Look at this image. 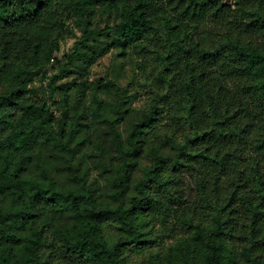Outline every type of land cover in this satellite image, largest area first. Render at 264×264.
Instances as JSON below:
<instances>
[{
    "label": "trees",
    "instance_id": "1",
    "mask_svg": "<svg viewBox=\"0 0 264 264\" xmlns=\"http://www.w3.org/2000/svg\"><path fill=\"white\" fill-rule=\"evenodd\" d=\"M254 2L235 0L233 8L227 0H0V83L12 79L19 86L0 95V194L17 179V171H9L12 156L40 172L23 208L0 207V248L14 240L11 223L25 230L21 247L0 264H125L128 256L135 264L167 255L171 241L204 234L210 263H218L222 244L228 264H264V16L240 11ZM94 11L120 14L117 40L141 58L136 81L145 97L120 131L131 85L124 90L107 85L118 100L104 136L120 165L111 202L99 209L97 188L72 165L76 151L54 130L50 105L24 96L53 63L58 73L47 84L51 100L75 57L95 61L88 38L107 36L110 28L84 30L66 62L58 59L70 24L88 20ZM204 37L221 42L204 50ZM217 65L230 70L213 82L214 73L204 69ZM209 84L218 88L226 109L210 124L195 101L184 103ZM103 108L97 101L94 111ZM169 111L178 114L165 123ZM145 140L171 146L176 155L156 158L131 193ZM96 145L102 155L98 140ZM52 156L71 169L69 185L48 177ZM97 166L102 174L114 169L101 159ZM184 172H194L196 181L190 203L181 188ZM41 210L49 213L43 220ZM69 219L81 229L63 230Z\"/></svg>",
    "mask_w": 264,
    "mask_h": 264
},
{
    "label": "rangeland",
    "instance_id": "2",
    "mask_svg": "<svg viewBox=\"0 0 264 264\" xmlns=\"http://www.w3.org/2000/svg\"><path fill=\"white\" fill-rule=\"evenodd\" d=\"M234 1L229 0L227 3L235 8ZM120 21V14L94 11L88 20L84 18V20L71 23L61 44L59 61L65 63L67 57L71 56L84 30L99 32L110 28L107 36L89 37L88 50L87 47L81 48H85L87 51H90L89 47L95 49V61L89 64L83 58L75 57L72 72L56 82L57 91L52 100L47 84L50 78L58 73L57 63L46 67L35 82L29 86V92L24 94L27 99L50 105L55 118L54 130L58 131L63 141H68L71 148L76 151V158L72 165L80 174L87 176L88 184H93L97 188L98 209L110 204L112 184L119 174L120 165L109 150L104 136L108 123L114 119L112 107L118 100L115 91L108 88L107 85H114L122 90L131 85V92L124 98L126 104L123 111V122L118 124L120 131H123L126 125L134 120L131 113L132 108L145 102L144 94L136 81L141 58L134 51L135 48L120 46L116 33V27ZM106 49L108 50L105 53ZM18 89L19 86L12 79L0 83L1 96ZM97 101L104 105L99 114L94 111ZM73 124L76 125V129L71 130ZM97 140L104 149L102 155L98 151ZM139 148L141 154L130 183L131 193H133L136 182L143 177L144 172L154 166L156 158L176 155L173 147L162 146L153 140L143 141L139 144ZM11 159L9 171L16 170L17 172L13 175H17V179L13 181L10 189H6L0 194V207L20 209L29 202L28 194L32 182L40 178V172L31 162L20 159L19 156H12ZM100 159L112 164L114 169L107 174H102L101 169L97 166ZM46 168L48 177L56 183L64 186L69 185L72 171L59 156L48 158ZM181 188L187 203L193 201L196 197L194 172L181 174ZM171 206V211H175L176 205ZM40 212L42 213L41 220L49 215L45 211L41 210ZM173 223L171 216L169 225L173 226ZM11 225L10 232L14 235V240L0 248V262L13 257V254L22 245L20 241L25 234L24 227L17 222H13ZM61 228L63 230H80L81 224L69 219L63 222ZM142 232L147 234L148 229L142 228ZM206 240L207 235L204 234L198 239L183 238L178 242L171 241L172 249L167 255L157 258H140L135 264H212L208 258L210 250ZM219 252L222 255L217 264H228V255L222 244L219 245Z\"/></svg>",
    "mask_w": 264,
    "mask_h": 264
},
{
    "label": "clouds",
    "instance_id": "3",
    "mask_svg": "<svg viewBox=\"0 0 264 264\" xmlns=\"http://www.w3.org/2000/svg\"><path fill=\"white\" fill-rule=\"evenodd\" d=\"M241 12H248V11H259L261 16H264V0H255V2L251 5H248L247 7H242L240 10ZM226 23V22H225ZM195 26H193L194 28ZM204 50H207L208 48L212 47L213 45L218 46L221 41L214 40L210 37H204ZM221 63H224L223 61ZM195 66V64H193ZM207 71H210L214 73V76L210 77V79L215 82L219 80V78L227 73L230 69L227 67H220V65H217L214 69H204ZM199 75V73H197ZM185 82H187V77L185 78ZM198 87H202L199 85V82L197 84ZM218 88H215L212 86V84H209L207 88H204L201 93H196L193 95L192 99H186L184 100V103L187 106H191L192 102L195 101V103L198 106L199 112L202 114V118L207 121V123H211L216 119V114L219 112V115L222 117L224 115V112L226 109L223 107V105L220 103L221 97L217 95ZM160 95H163V91H161ZM178 114L175 111H169L167 114V118L165 119V123H168L171 120V117L173 115ZM172 130H175V126H172ZM127 247H133L132 245H129ZM125 264H132V257H123Z\"/></svg>",
    "mask_w": 264,
    "mask_h": 264
},
{
    "label": "water",
    "instance_id": "4",
    "mask_svg": "<svg viewBox=\"0 0 264 264\" xmlns=\"http://www.w3.org/2000/svg\"><path fill=\"white\" fill-rule=\"evenodd\" d=\"M227 1H229V0H227Z\"/></svg>",
    "mask_w": 264,
    "mask_h": 264
}]
</instances>
